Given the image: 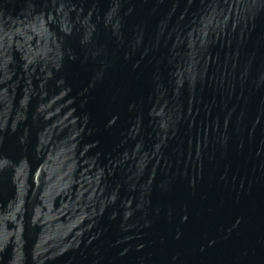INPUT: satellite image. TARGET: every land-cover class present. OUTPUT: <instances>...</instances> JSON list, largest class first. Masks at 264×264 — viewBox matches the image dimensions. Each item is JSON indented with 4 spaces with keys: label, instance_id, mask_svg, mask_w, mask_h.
Returning a JSON list of instances; mask_svg holds the SVG:
<instances>
[{
    "label": "water",
    "instance_id": "water-1",
    "mask_svg": "<svg viewBox=\"0 0 264 264\" xmlns=\"http://www.w3.org/2000/svg\"><path fill=\"white\" fill-rule=\"evenodd\" d=\"M0 264H264V0H0Z\"/></svg>",
    "mask_w": 264,
    "mask_h": 264
}]
</instances>
